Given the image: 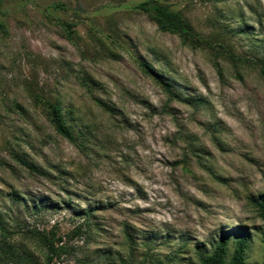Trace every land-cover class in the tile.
I'll return each instance as SVG.
<instances>
[{
	"label": "rangeland",
	"instance_id": "obj_1",
	"mask_svg": "<svg viewBox=\"0 0 264 264\" xmlns=\"http://www.w3.org/2000/svg\"><path fill=\"white\" fill-rule=\"evenodd\" d=\"M143 1L0 4V264L261 263L264 0Z\"/></svg>",
	"mask_w": 264,
	"mask_h": 264
},
{
	"label": "trees",
	"instance_id": "obj_2",
	"mask_svg": "<svg viewBox=\"0 0 264 264\" xmlns=\"http://www.w3.org/2000/svg\"><path fill=\"white\" fill-rule=\"evenodd\" d=\"M4 0H0L2 4ZM137 9L147 12L155 20L158 26L163 30H169L171 27H178L182 32L187 33L186 27L181 26V20L176 12L171 11L167 5L161 4L155 0H147L139 3ZM1 26V25H0ZM260 74L264 79V58L257 61ZM146 67V66H145ZM149 75L159 84H162L161 80L156 76L149 68H145ZM46 116L48 117L51 125L59 134L70 138V131L65 126L63 117L57 107L46 104L45 106ZM25 165H28L24 160L22 161ZM260 216L264 218V196L255 199L254 201ZM242 231V230H241ZM248 238L244 232H240L239 237L235 241V246L233 248L232 254L228 258V238L226 235L221 234L217 239L215 245L213 246L211 252L200 257L201 264H245L244 251L247 246ZM47 247L51 255L55 254L57 249L54 247L53 243L48 240ZM264 242V238H263ZM260 264H264V254L263 259Z\"/></svg>",
	"mask_w": 264,
	"mask_h": 264
}]
</instances>
